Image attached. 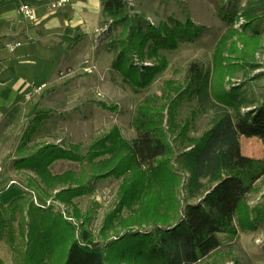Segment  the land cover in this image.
Listing matches in <instances>:
<instances>
[{"label": "trees", "instance_id": "trees-1", "mask_svg": "<svg viewBox=\"0 0 264 264\" xmlns=\"http://www.w3.org/2000/svg\"><path fill=\"white\" fill-rule=\"evenodd\" d=\"M127 2L102 0L103 18L123 28L113 69L135 89L146 88L157 68L136 65L133 56L144 60L147 45L150 52L176 50L205 29L189 20H172V29L161 25L144 30L139 20L131 21L127 16ZM220 14L226 23L239 19L235 10L225 7L220 8ZM240 16L247 26L241 33L237 31L239 40L245 54L253 57L261 46L256 23L259 17L253 9L243 10ZM238 51L235 45L226 59L231 66L229 75L247 59ZM223 92L214 84L210 69L192 63L175 97L164 92L138 106L132 122L136 137L132 140L115 127L94 140L85 152L82 145L64 148L49 144L35 151L20 146L14 168L28 170L36 178H29L23 194L9 205L0 203V240L6 237L18 252L13 222L15 214L21 213L25 215L20 228L25 241V249L20 252L23 264L199 263L221 247L219 234L236 232L237 214L256 182L264 177V159L243 155L240 142L241 137L258 138L264 146V102L242 113L248 106L238 98L240 90ZM185 105L191 111L183 121L180 118ZM21 114L22 107H14L2 126L15 125ZM199 117L208 118V128L192 136ZM42 121V117L32 121L26 138L30 139ZM57 162L77 163L80 171L55 175L51 167ZM178 170L189 173L187 197L181 207L175 198ZM113 178L121 179L119 202L105 218L101 240L88 228L91 215L84 217L74 201L92 194L100 181ZM33 194L41 206L34 202ZM49 199L72 206L73 216L82 219L80 230L56 212L55 206L46 207ZM262 219L258 217V223ZM145 225L151 228L142 229ZM110 232L114 234L112 239Z\"/></svg>", "mask_w": 264, "mask_h": 264}, {"label": "rangeland", "instance_id": "rangeland-1", "mask_svg": "<svg viewBox=\"0 0 264 264\" xmlns=\"http://www.w3.org/2000/svg\"><path fill=\"white\" fill-rule=\"evenodd\" d=\"M127 1V16L131 21L139 20L144 30L148 27L159 28L161 25L172 29V20L182 23L189 20L205 30L192 42L180 44L176 50L150 52L147 45L144 60L140 62L139 56L134 55V64L157 68V73L146 88L135 89L113 69L121 50L118 41L123 28L115 26L112 19H104L102 16L86 51L59 71L51 83L42 86L39 93L26 100L28 103L22 107V114L15 125L3 127L0 124V193L2 192L3 202L6 197L23 193L28 179L36 178L28 170L14 168L13 163L19 156L20 146L25 145V150L35 151L49 144L64 148L82 145V151L85 152L94 140L115 127L121 130L126 139L132 140L136 137L132 122L138 106L148 97L162 96L164 92L175 97L187 78L192 63H199L211 70L218 91L239 89L238 98L248 106L242 108V113L264 102V0ZM221 7L235 10L239 19L234 23H226L220 14ZM245 9H253L254 15L259 17L256 23L259 25L261 46L253 57L245 54L244 45L237 33H241L244 26H247L246 20L240 16ZM113 41L115 42L112 43ZM235 45L239 49L237 54L247 59L243 65H236L233 75H229L227 71L231 66L226 59ZM223 70L225 78L222 76ZM190 111L189 105H185L180 119L184 121L190 116ZM36 117H42L43 121L28 139L25 134ZM208 122L207 117H199L191 135L199 136L206 131ZM24 139L28 140L24 142ZM240 142L243 155L264 159V146L258 138L241 137ZM67 171L79 172L80 165L57 162L51 167V172L55 175ZM177 175L179 184L175 187V198L181 207L187 197L185 185L189 173L178 170ZM120 185L121 179L102 180L92 194L74 201V206L84 217L91 215L88 228L97 239L102 240L101 230L105 218L119 202ZM33 198L39 205L36 194H33ZM51 206H55L56 212H61L80 230L82 219L73 216L72 206L49 199L46 207ZM24 217L25 215L17 213L13 222L18 252L13 251L6 237L0 240L2 264H23L20 252L25 249V241L20 235V228ZM258 217L263 218L259 223ZM150 228L147 225L142 227L144 230ZM235 230L234 234H219L221 247L197 264H264V177L256 182L245 205L237 214ZM112 235L114 234L110 232V239L113 238Z\"/></svg>", "mask_w": 264, "mask_h": 264}, {"label": "crops", "instance_id": "crops-1", "mask_svg": "<svg viewBox=\"0 0 264 264\" xmlns=\"http://www.w3.org/2000/svg\"><path fill=\"white\" fill-rule=\"evenodd\" d=\"M0 0V124L25 96L51 83L84 53L102 18V0ZM30 7L35 20L20 13ZM9 188V190H11ZM2 193V192H1ZM0 203L9 205L13 194Z\"/></svg>", "mask_w": 264, "mask_h": 264}, {"label": "built area", "instance_id": "built-area-1", "mask_svg": "<svg viewBox=\"0 0 264 264\" xmlns=\"http://www.w3.org/2000/svg\"><path fill=\"white\" fill-rule=\"evenodd\" d=\"M66 2H67V0H61L60 2L56 3V4L54 5V7H61V6L64 5ZM20 13L26 15L30 20H35L34 12H33V10H32L30 7H27V6L21 7V8H20ZM42 88H43V87L34 88V89L32 90V92L28 93V94L25 96V99H26V100H30L31 97L34 96V94L39 93L40 90H41Z\"/></svg>", "mask_w": 264, "mask_h": 264}]
</instances>
